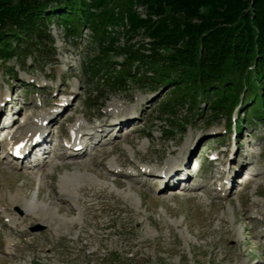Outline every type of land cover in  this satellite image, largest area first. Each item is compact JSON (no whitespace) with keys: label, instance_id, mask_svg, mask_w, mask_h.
<instances>
[{"label":"rangeland","instance_id":"374dc122","mask_svg":"<svg viewBox=\"0 0 264 264\" xmlns=\"http://www.w3.org/2000/svg\"><path fill=\"white\" fill-rule=\"evenodd\" d=\"M136 10L144 17L141 7ZM121 31L99 41L86 25L71 33L50 21L45 33L49 39L32 41L42 56L33 48L26 56L17 53L11 60L0 59V107L5 100L11 102L7 111L15 118L9 132L0 131V264H264V77L252 82L255 89L249 99L235 100L231 113L225 108L214 111L199 94L191 107L173 96L176 84L161 75L160 64L149 70L134 62L129 72L123 71L128 64L121 54L126 43L133 50L142 48L140 57H166L171 50L153 52L141 31L127 36ZM113 40L118 53L110 51L102 58ZM215 47L219 53L221 45ZM241 101L250 102L239 110ZM60 102L69 107L55 120L50 154L39 168V175L45 172L48 178L36 180V170L27 169V163L24 168L5 164L6 138L23 127L26 134L40 119L55 114L54 105ZM107 116L127 124L118 127L115 137L109 135L88 149L78 164L62 168L67 160L59 155L70 129L97 125ZM188 152L194 154L191 160L203 161L194 188L180 190L184 195L177 194L181 188L177 186L160 191L156 171L180 169ZM215 157L216 166L209 167ZM236 158V167L245 162L253 170L246 172L249 177L245 173L236 177L227 192L231 161ZM52 161L56 170L50 168ZM107 166L131 175L141 168L155 173L150 179L138 175L128 183L126 175L105 176ZM73 180L76 189L66 192L75 194L87 180L95 182V191L104 197L92 207L78 195L75 202L60 201L57 190ZM37 188L41 190L36 201ZM26 200L35 201L34 211L39 212L21 220L13 203ZM69 205L75 208L73 214ZM58 207L63 208L56 217L60 225L38 224L36 216L48 213L47 208L56 214Z\"/></svg>","mask_w":264,"mask_h":264},{"label":"trees","instance_id":"16d2710c","mask_svg":"<svg viewBox=\"0 0 264 264\" xmlns=\"http://www.w3.org/2000/svg\"><path fill=\"white\" fill-rule=\"evenodd\" d=\"M170 1L0 0V59L11 60L19 56L17 53L26 56L33 48L42 56L41 49L32 41L43 40L44 36L49 39L46 34L50 21L62 24L71 33L86 25L99 41L119 34V29L126 36L141 31L149 38L153 52L168 49L171 54L140 57L138 51L142 48L133 50L126 43L121 53L128 61L124 72H129L134 62L145 64L144 69L160 64L161 75L172 78L176 84L174 97L179 96L193 107L199 94L213 104L214 111L225 108L231 113L235 100L249 99L255 89L252 82L264 77V0ZM139 7L144 17L137 12ZM193 19L199 21L193 23ZM115 40L104 48L102 58L106 59L110 51L117 52L113 50ZM215 44L221 45L219 53ZM210 94L213 99L207 97ZM242 103L246 104L241 101L240 109Z\"/></svg>","mask_w":264,"mask_h":264},{"label":"bare ground","instance_id":"6f19581e","mask_svg":"<svg viewBox=\"0 0 264 264\" xmlns=\"http://www.w3.org/2000/svg\"><path fill=\"white\" fill-rule=\"evenodd\" d=\"M6 96H9V94H7ZM6 103H8L7 100H5L2 104V107H0V117H2V119H0V121H1L0 131H2L4 129L5 124H11L15 120L14 116L10 117V113L7 111L8 110L7 108L10 107L11 102L8 103L9 104L8 107H5ZM65 103L66 102H64V103L60 102L57 105L55 104L54 105L55 107L53 108L54 110H57L55 112V114H53L50 117L47 116L48 118L40 119L37 123H35V125H36L35 128L32 127L30 129H28V132L26 134H24L27 131V129H25V127L21 128L20 130H16L14 133H12V135L8 138V140H5V142H4L3 160H6L4 163L10 164V162H11V163H13L14 166L19 167V168L26 167V163H28L27 169L36 170V176H35L36 180L38 179V181H39L42 179H47L49 174L43 172L39 175V173H40L39 168L43 167L44 164H46L45 159L42 161V158H44L45 155L50 154L48 152V150H50V146L48 147V145H49V143H51L50 134H51L52 129L55 125V120L64 111L68 110L67 108L69 107V104H65ZM62 104H64V105L61 106ZM9 110H10V108H9ZM239 110H240V107H239ZM19 111H20V108L15 109L14 115L16 113H18ZM113 119L114 118L110 119V116H107L106 120H104L103 122H100L97 125L94 124V126H91L90 124H88L87 127L83 128V127H80V124H79L78 128H75L76 126L72 127V135H71L72 144L69 147L64 146V148H63L65 151H62L63 152L62 157L65 158L67 161L63 162V165H61V167L68 170L71 165L78 164L77 161L79 159H81L82 157H84V155H86V152H88V149L90 150L92 145L97 146L100 143H103V141L106 138H108L109 135H112V138L115 137L118 130L127 124V123L123 124V123L118 122V121H113ZM2 124L4 126H2ZM118 127H120V128H118ZM99 140H100V142H99ZM193 155L194 154L192 152H188L182 158V159H184V160H182V161H184L182 163L183 166L180 169L177 168L174 172H173V167L171 169L167 167L165 170L158 169L156 171V173L152 170H147V169L141 168L139 171V174L137 173L135 175H131V174H128L126 172L122 173V171H119L118 169H114L113 166L108 167L109 166L108 165L105 168V169H107L108 173H107V171H104V175L105 176L107 175V177L109 175L110 176L111 175L112 176H114V175H117V176L118 175H126L127 179L130 181V182L128 181V183H131L133 180H135L134 178L138 177V175L150 179L149 177L151 175H154V173H155L156 175H158L157 177L160 179V186L158 183L160 191H166V189H172V187L177 186V187H181L178 189V191L176 190L177 194L178 195H184V194L180 193V190H184L187 192V190L193 189L194 187L192 185H194L195 183H192V182L195 179V175H198L201 171V168H199V165H200L199 159L198 160L194 159L195 163L191 162V161H194V160H191ZM216 161H217V157L208 161L209 167L216 166ZM91 162H93V159H91ZM237 162H239L238 158H236L235 160L232 159V161H231V166H233V168L231 167V169L229 171V176H228V180H227L228 181L227 192H230L232 190V187L235 185L234 181H236V177L247 172L248 169H250V166H247V167L245 166V164H247L245 162L242 164L241 168L236 167ZM189 163H190V165H188ZM53 164H54V162L52 161V164H51L52 166L50 168H51V170L52 169L56 170V168L58 166L57 165L55 166V164L54 165ZM204 164H206V163L204 162ZM117 166H118V164H117ZM187 167H189V168H187ZM77 168L80 169V166H78ZM132 169H134V168H132ZM125 170H126V168H125ZM251 170H253V169H250V171ZM148 179H146V180H148ZM142 181H144V180H142ZM76 182L77 181H75V180L66 182L65 184H63L64 185L63 188H59L57 186L59 188L58 189L59 191L57 190V194H56L57 198L60 201L68 203V202H70V200L75 202L77 195H78L79 197H81V199H83L85 201L84 204L87 203L88 207H92L94 205L93 202H95V200L104 197L103 193L101 191H99V192L95 191V187H97L98 185L95 184V182H90L87 180L83 181V183H85L86 187L79 188V190L77 189L75 194L71 193L70 191L69 192L65 191V189H72L71 191L76 189V186H75ZM79 185H80V183H79ZM188 187H189V189H187ZM37 189H38V195H37V199L35 198L36 201L39 200L38 197H39L40 190H41L40 188H37ZM196 189L198 190L199 188L197 187ZM63 202H62V204H63ZM15 203H13V204L15 206V209L18 211L17 214L19 216V219H21V220H25L28 216H32V214H33L32 212H34V213L39 212V211H37V212L34 211L35 210L34 209L35 201H33V200H26L22 204L20 203L18 205ZM20 206H23L24 210H22L20 208ZM40 208L43 209L44 207H40ZM40 208L38 210H40ZM69 209H68L69 213L73 214V209H75V208L70 206ZM8 210H10V209H8ZM42 211L44 212V209ZM46 212H48V213L40 214L39 217L36 216L38 224L44 223L47 225L48 224L55 225L56 223L57 224L61 223L60 222L61 220H59V219L57 220L56 217L59 215V213L63 212L62 207H60L58 209V211H56L57 212L56 214H55V212H53L51 209H48V208L46 209ZM58 225H60V224H58ZM72 226H73V224L71 225V227Z\"/></svg>","mask_w":264,"mask_h":264}]
</instances>
